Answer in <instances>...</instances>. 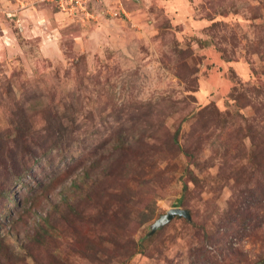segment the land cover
<instances>
[{"label": "rangeland", "instance_id": "1", "mask_svg": "<svg viewBox=\"0 0 264 264\" xmlns=\"http://www.w3.org/2000/svg\"><path fill=\"white\" fill-rule=\"evenodd\" d=\"M84 1L85 8L71 14L54 3L0 0V129L18 111V99L39 128L55 113L43 115L41 108L53 98L75 121L68 131L75 141L65 135L67 146L60 151L53 146L45 156L31 138L23 149V140L0 135V175L3 156L10 164L32 163L40 179L69 164L76 174L84 167L79 164H90L117 132L175 129L176 120L193 112L181 128L195 155H180L167 168L166 159L155 155L164 172L146 179L141 166L129 177L135 191L130 230L136 239L146 234L153 240L146 254L126 264H225L216 239L222 246H239L250 261L264 258V242L235 213L238 202L255 205L264 196V159L251 162L253 142L261 144L264 157V0ZM17 10H27L21 14L27 18L39 13L38 27L23 34L12 19L18 18ZM49 21L57 32L45 28ZM237 81L256 88L249 92L255 107L240 109L242 104L230 100ZM72 151L79 155L72 158ZM187 165L199 183L188 175ZM15 188L26 190L20 184ZM61 188L53 193L55 200ZM183 193L186 203L175 206ZM173 207L191 209L203 229L175 216L149 236L155 220ZM259 207L263 215L264 205ZM10 217L0 233L21 264H35L18 236L40 216L20 227L16 222L10 227ZM205 233L214 234L215 242L205 241ZM203 245L207 255L192 262L190 250L202 253ZM78 255L70 254L69 263L86 264Z\"/></svg>", "mask_w": 264, "mask_h": 264}, {"label": "trees", "instance_id": "2", "mask_svg": "<svg viewBox=\"0 0 264 264\" xmlns=\"http://www.w3.org/2000/svg\"><path fill=\"white\" fill-rule=\"evenodd\" d=\"M241 85L243 82L237 81L231 90L230 100L237 102L239 106L242 104L240 109L245 106L255 107L249 92L256 88ZM19 101L18 99V111L9 114V126L0 129V135L7 136L8 140L14 142L23 140V149H28L30 144L27 140L33 139L41 151V156L49 154L53 146L57 151L64 149L67 146V140H63L65 135L73 137L72 131H68L74 126L71 125L75 122L74 116L61 111L62 106L53 98L48 103H42L41 108L43 115L44 111L55 113L53 117L50 116L44 127L39 128L32 122L33 117H29L26 103ZM190 115H185L179 123L176 120L175 129L163 126L150 131L149 134L117 132L108 139L110 146L90 164H79L84 167L76 174L69 170V164L67 168H55L56 170L48 173L45 179H40L38 172L33 170L32 163L25 159L17 163L12 159L14 162L10 164L6 163L3 156L1 165L4 166L5 173L0 175V228L5 225L8 215L11 216L8 221L10 227H14L15 222L19 227L27 226L33 215L40 216L25 235L18 236L19 241H24L21 247L28 256L34 258L35 264H70L68 259L72 253L79 254L86 264H126L136 254H146L153 237H146L145 234L136 239L130 230L135 213V191L129 177L131 174L136 176L135 173L141 166L146 179H154L157 174L164 172L160 163L154 161L155 155L166 159L165 168L180 155H195L196 147L193 143L186 144L182 138V124ZM42 131H45L44 136L48 138L43 136L39 141L37 137L41 136ZM72 139L74 142L75 138ZM7 148L12 149L10 146ZM252 148L251 162L256 158L264 159L261 144L253 142ZM71 154L72 158H75L79 152L72 151ZM47 162L50 163V160ZM186 172L193 181L200 182L189 165ZM69 179H72L71 183H68ZM18 184L25 186L26 190L18 192L15 188ZM187 187L184 185V191ZM59 188L61 198L55 200L53 193ZM185 193L175 202V206H183L186 203ZM263 199L264 196L257 200L255 205H250L249 201H240L235 211L240 220L253 226L251 235L255 234L262 242L264 214L261 215L259 204L264 205V202L261 203ZM189 210L192 214V210ZM183 218L196 228L203 229V225L193 218L189 221ZM215 238L214 234L205 233V241L215 242ZM216 243L225 264H264V258L261 257L250 261L245 251L239 246H234L232 242L222 246L216 239ZM7 244L5 236L0 233V264H21V256ZM203 249L202 253L199 248L190 250L192 262L207 255L208 248L203 245ZM169 264L176 263L171 260Z\"/></svg>", "mask_w": 264, "mask_h": 264}, {"label": "water", "instance_id": "3", "mask_svg": "<svg viewBox=\"0 0 264 264\" xmlns=\"http://www.w3.org/2000/svg\"><path fill=\"white\" fill-rule=\"evenodd\" d=\"M175 216L185 217L188 220H192V214L189 209L183 207H173L169 209L166 213L160 215V217L155 220V222L151 226L148 235H152L158 228H161L162 226L167 224Z\"/></svg>", "mask_w": 264, "mask_h": 264}, {"label": "crops", "instance_id": "4", "mask_svg": "<svg viewBox=\"0 0 264 264\" xmlns=\"http://www.w3.org/2000/svg\"><path fill=\"white\" fill-rule=\"evenodd\" d=\"M37 2L40 3V1H37ZM9 8L12 10L13 9L15 10V8H13L12 6H10ZM23 12H25V14H26L27 10H25V11L17 10L15 12V15H16L15 17H18V18H12V19L13 20L17 19L16 21H17V23H19L18 25L20 26L21 32H23V34H26V31L29 30V28H37L38 27L37 21L40 17V14L39 13L38 14H32V17H35V18H27V17H24L21 15ZM17 14H18V16H17ZM35 22H36V24H35ZM50 22L51 21H49L48 24L46 23L45 28H50V29L54 28L53 31L57 32L59 30V28H57L56 25H51Z\"/></svg>", "mask_w": 264, "mask_h": 264}, {"label": "built area", "instance_id": "5", "mask_svg": "<svg viewBox=\"0 0 264 264\" xmlns=\"http://www.w3.org/2000/svg\"><path fill=\"white\" fill-rule=\"evenodd\" d=\"M37 1L55 3L61 11L69 12L71 14H77L79 10H83L85 8L84 0H37ZM0 11H3V8L1 6H0ZM6 13L8 16L12 17L10 12H6Z\"/></svg>", "mask_w": 264, "mask_h": 264}]
</instances>
